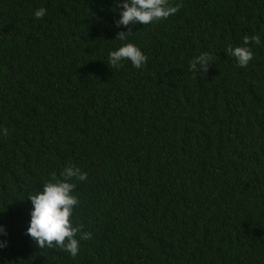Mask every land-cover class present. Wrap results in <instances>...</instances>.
Masks as SVG:
<instances>
[{
    "label": "trees",
    "instance_id": "1",
    "mask_svg": "<svg viewBox=\"0 0 264 264\" xmlns=\"http://www.w3.org/2000/svg\"><path fill=\"white\" fill-rule=\"evenodd\" d=\"M122 2L0 0V264H264V0L117 27ZM254 35L241 68L226 49ZM126 43L142 68L108 64ZM69 165L75 257L26 235L28 196Z\"/></svg>",
    "mask_w": 264,
    "mask_h": 264
},
{
    "label": "clouds",
    "instance_id": "2",
    "mask_svg": "<svg viewBox=\"0 0 264 264\" xmlns=\"http://www.w3.org/2000/svg\"><path fill=\"white\" fill-rule=\"evenodd\" d=\"M121 9L119 19L116 21L117 27H127L129 25H149L175 15L181 5L175 6L169 0H123L117 5ZM47 13V9L39 8L34 12V18L42 19ZM128 34L119 33L117 38L124 40ZM116 38V39H117ZM260 44L259 35L252 37L245 36L244 46H229L226 54L235 58L241 68H246L253 59V51L249 45ZM139 47L132 43H126L108 54V64L119 67L123 61H129L136 69L142 68L147 62ZM213 56L210 53H203L195 57L189 63L193 73L203 76L207 72ZM8 130L0 128V135H7ZM62 179L53 175L52 179L43 184L42 191L31 193L28 199L32 208L30 220L27 225L26 235L43 249L59 248L72 257L78 255L80 241L92 238L91 232H83L82 226H74L71 217L75 208L79 205V199L74 195L76 184L87 181V173L81 172L78 167L69 165L60 173ZM79 235V238L77 236ZM7 230L4 225H0V237H6ZM7 247V240H0V250Z\"/></svg>",
    "mask_w": 264,
    "mask_h": 264
}]
</instances>
